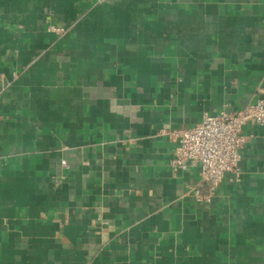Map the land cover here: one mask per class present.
I'll return each instance as SVG.
<instances>
[{
  "label": "crops",
  "instance_id": "0c3cea01",
  "mask_svg": "<svg viewBox=\"0 0 264 264\" xmlns=\"http://www.w3.org/2000/svg\"><path fill=\"white\" fill-rule=\"evenodd\" d=\"M257 98L264 0H0V264H264V126L209 201L161 131Z\"/></svg>",
  "mask_w": 264,
  "mask_h": 264
},
{
  "label": "built area",
  "instance_id": "2783aa9c",
  "mask_svg": "<svg viewBox=\"0 0 264 264\" xmlns=\"http://www.w3.org/2000/svg\"><path fill=\"white\" fill-rule=\"evenodd\" d=\"M247 122L264 126V99L224 108L217 114L205 113L193 125L182 124L172 129L164 125L161 129L176 141L170 160L172 172L198 166V185L205 186L206 192L201 193L198 185L195 186L193 192L197 200L209 201L226 174L239 173L240 151L246 141L242 129ZM61 165L68 167L66 161Z\"/></svg>",
  "mask_w": 264,
  "mask_h": 264
}]
</instances>
